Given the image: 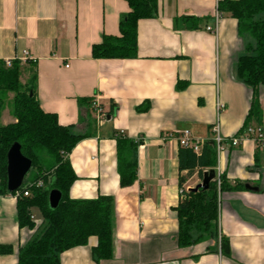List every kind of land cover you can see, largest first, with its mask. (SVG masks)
<instances>
[{
  "label": "crops",
  "instance_id": "1",
  "mask_svg": "<svg viewBox=\"0 0 264 264\" xmlns=\"http://www.w3.org/2000/svg\"><path fill=\"white\" fill-rule=\"evenodd\" d=\"M219 1L157 0V14L138 22L136 56L94 58L93 44L120 34L130 11L126 0H0V60L27 50L21 81L35 74L41 107L82 135L69 153L77 174L70 197L114 198L112 257H94L93 236L64 251L61 264H264V144L251 138L216 153L213 169L242 184L220 193L218 242L178 243L180 176H186L185 190L203 177L197 168L180 171L179 142L162 135L189 129L192 138L205 142L214 139L217 125L225 137L237 135L253 97L236 71L252 39L239 34L230 16L216 23ZM216 24V32L207 30ZM259 92L264 127V87ZM86 98L105 111L102 121ZM142 106L147 109L140 111ZM14 120L10 115L2 123ZM119 135L143 139L137 179L123 187ZM35 231L19 227L16 196L0 195V243L13 246L11 253H0V264H16ZM221 236L228 239L230 256L221 251Z\"/></svg>",
  "mask_w": 264,
  "mask_h": 264
},
{
  "label": "trees",
  "instance_id": "2",
  "mask_svg": "<svg viewBox=\"0 0 264 264\" xmlns=\"http://www.w3.org/2000/svg\"><path fill=\"white\" fill-rule=\"evenodd\" d=\"M130 11L120 22L119 35H104L102 41L92 46L94 58H130L137 55L138 22L157 14V0H126ZM220 16H230L238 22L241 36L252 39L238 57V78L252 88L251 105L240 132L254 123L261 125L263 108L260 88L264 87V0H220ZM184 20H188L184 18ZM193 28V24H187ZM31 61V60H29ZM21 63L11 59L7 65L0 60V195L12 194L17 198L19 227L36 228L32 238L19 249L16 264H61V254L76 246L86 245L90 237L97 238L93 248L96 259H108L113 255L114 198L102 194L96 198H71L70 188L77 174L69 159V153L82 135L68 125L59 122L56 113L45 111L38 100L34 74L25 83L21 81ZM13 93L11 100L8 95ZM6 100L12 101L11 115L14 121L3 124L1 113ZM92 106L93 99H82ZM146 106L139 107L140 111ZM18 141L24 155L33 161L22 186L14 192L7 188V152ZM138 142L118 136L117 169L120 186L131 185L137 179ZM216 163L213 140L200 143L199 151L180 145V171L191 174L198 169L202 178L205 171ZM186 176H180L181 198L175 207L178 213V243L190 246L205 240L219 239V196L225 190L238 189V181L230 183L222 175L218 185L216 176L208 188L185 190ZM58 188L63 197L55 209L49 206L50 189ZM25 192L28 194L26 195ZM41 211L42 221L37 223L33 208ZM221 251L230 256L227 237L221 236ZM12 245L0 243V253L9 254Z\"/></svg>",
  "mask_w": 264,
  "mask_h": 264
},
{
  "label": "built area",
  "instance_id": "3",
  "mask_svg": "<svg viewBox=\"0 0 264 264\" xmlns=\"http://www.w3.org/2000/svg\"><path fill=\"white\" fill-rule=\"evenodd\" d=\"M219 17H220V14L217 13L216 18H215L216 23ZM207 30L216 32L217 24L213 26L212 25L207 26ZM17 58L20 59L21 61H26L30 58V55L27 50H24L22 54ZM5 62L7 65H10L11 59H7L5 60ZM92 106L95 108V111L98 114V120L102 121L106 115L105 111L99 106L96 100H93ZM223 106L224 105L220 103L218 105V108L221 109L223 108ZM162 138L163 139L175 138L178 140L179 145L193 147L195 151H199L200 143H201L200 140H196L192 138L191 131L189 129H185V130L178 131V132L165 133L162 135ZM248 138L254 139L259 144H264V127L262 125L252 124V125H249L247 129H245L244 131L240 132L237 135L225 137L220 132L219 126L217 125L215 128V136L213 139L217 155L218 156L221 155L230 147L239 146L244 140ZM135 140L138 142V144H140L142 143L143 139L141 137H138ZM222 174L223 173L220 170L216 171V179H217L218 185L220 184V179H221ZM25 194L27 195L28 193L25 192ZM219 244L221 245V240H219Z\"/></svg>",
  "mask_w": 264,
  "mask_h": 264
},
{
  "label": "water",
  "instance_id": "4",
  "mask_svg": "<svg viewBox=\"0 0 264 264\" xmlns=\"http://www.w3.org/2000/svg\"><path fill=\"white\" fill-rule=\"evenodd\" d=\"M33 161L23 154L21 144L18 141L12 143L7 152V188L10 192L17 191L23 184L26 175L32 168ZM216 176V171L211 169L203 173L201 183L196 185L193 190L199 188L206 189L209 183ZM250 189L258 190V187L247 185ZM63 193L58 188L50 189L48 193L49 206L57 208L62 200Z\"/></svg>",
  "mask_w": 264,
  "mask_h": 264
},
{
  "label": "rangeland",
  "instance_id": "5",
  "mask_svg": "<svg viewBox=\"0 0 264 264\" xmlns=\"http://www.w3.org/2000/svg\"><path fill=\"white\" fill-rule=\"evenodd\" d=\"M12 96H13V93H10L8 95V98H9L8 100H11ZM8 100H6V104H5L4 109L2 110V113H1V121L3 123L7 122L8 116L11 115V103H12V101H8ZM33 217H35V220L42 219L41 211L38 207L33 208Z\"/></svg>",
  "mask_w": 264,
  "mask_h": 264
}]
</instances>
